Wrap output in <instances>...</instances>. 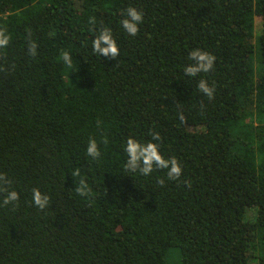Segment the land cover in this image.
<instances>
[{"label":"trees","instance_id":"1","mask_svg":"<svg viewBox=\"0 0 264 264\" xmlns=\"http://www.w3.org/2000/svg\"><path fill=\"white\" fill-rule=\"evenodd\" d=\"M105 27L111 60L92 48ZM0 28V173L19 193L0 192V264H264V0H0ZM197 48L215 62L192 77ZM154 133L178 180L125 169L128 138Z\"/></svg>","mask_w":264,"mask_h":264},{"label":"clouds","instance_id":"2","mask_svg":"<svg viewBox=\"0 0 264 264\" xmlns=\"http://www.w3.org/2000/svg\"><path fill=\"white\" fill-rule=\"evenodd\" d=\"M143 21V13L135 7H129L124 18L121 21L124 30L131 36H135L139 31V24ZM90 22L94 23V18H90ZM10 35L5 28H0V49L6 48L10 42ZM38 45L35 41H31L28 45L29 54L35 56L37 54ZM92 48L95 53L102 55L108 59H115L119 55V48L116 40L113 38L110 28H102L99 34L92 42ZM189 59L194 63L186 66L184 72L188 76L195 77L201 72H209L213 69L215 56L207 51L199 48L188 53ZM63 62L70 68L72 66V57L68 51H61ZM199 90L205 94L210 100L214 98V86H209L208 82L201 79L198 82ZM159 139V133L153 134V140L147 143H141L133 137H129L126 143L125 152L127 153V161L124 165L125 169L130 172L139 171L143 175H149L155 169H167V177L169 180H178L182 174V168L175 157L165 158L160 152V145L154 141ZM107 143V139L104 140ZM87 155L93 159H99L101 156L100 148L96 139H90L87 145ZM81 175L80 170L76 169L71 173L73 178ZM11 183L5 174L0 173V192L6 193L3 198V205H14L19 200V193L15 190L9 191L7 185ZM160 184L164 181L160 180ZM77 194L88 196L91 192L86 179L81 178L75 183ZM32 199L35 207L40 210L49 206L50 197L42 194L39 188H33Z\"/></svg>","mask_w":264,"mask_h":264},{"label":"rangeland","instance_id":"3","mask_svg":"<svg viewBox=\"0 0 264 264\" xmlns=\"http://www.w3.org/2000/svg\"><path fill=\"white\" fill-rule=\"evenodd\" d=\"M259 20V19H258ZM257 22H259V21H257Z\"/></svg>","mask_w":264,"mask_h":264}]
</instances>
